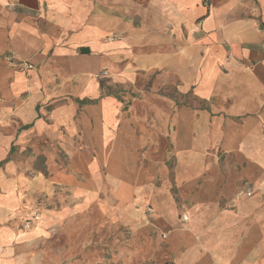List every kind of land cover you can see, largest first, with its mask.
Instances as JSON below:
<instances>
[{"label": "rangeland", "instance_id": "rangeland-1", "mask_svg": "<svg viewBox=\"0 0 264 264\" xmlns=\"http://www.w3.org/2000/svg\"><path fill=\"white\" fill-rule=\"evenodd\" d=\"M25 7L36 25L48 21L41 8ZM256 32L260 57L225 43L94 48L83 58L77 48L71 59L50 52L39 63L7 54L26 73L22 97L33 105L27 133L9 117L13 141L0 160L17 177L20 205L9 223L18 222L10 245L19 264L192 257L194 235L215 216L211 204L231 209L253 185L246 178L232 198L227 190L247 168L250 133L264 123V83L252 75L264 60L261 23Z\"/></svg>", "mask_w": 264, "mask_h": 264}, {"label": "crops", "instance_id": "crops-1", "mask_svg": "<svg viewBox=\"0 0 264 264\" xmlns=\"http://www.w3.org/2000/svg\"><path fill=\"white\" fill-rule=\"evenodd\" d=\"M11 2L19 5L10 8ZM27 5L41 8L51 24L45 20L36 25ZM259 23L264 28V0H0V160L13 141L5 134L9 117L13 114L25 124L19 129L23 134L33 125V105L22 97L26 73L11 66L7 54L39 63L50 52L71 59L77 48L83 58L94 48L127 51L137 45L164 44L200 50L225 43L242 57H260L262 50L254 45L263 38L256 32ZM85 36L90 47L85 46ZM258 64L252 75L264 83V60ZM30 72L37 74L36 68ZM10 98L19 99L15 111ZM250 134L243 153L247 168L238 178L231 175L227 190L232 198L237 184L248 178L252 195L234 198L227 210L211 204L215 216L194 235L193 255H181V264H264V123ZM13 173L0 170V264H19L10 245L19 238L13 225L18 222L9 223L20 205Z\"/></svg>", "mask_w": 264, "mask_h": 264}, {"label": "built area", "instance_id": "built-area-1", "mask_svg": "<svg viewBox=\"0 0 264 264\" xmlns=\"http://www.w3.org/2000/svg\"><path fill=\"white\" fill-rule=\"evenodd\" d=\"M29 66V65H28ZM252 190L250 189H243V190H240L239 193H238V196H241V195H247V196H251L252 195Z\"/></svg>", "mask_w": 264, "mask_h": 264}, {"label": "trees", "instance_id": "trees-1", "mask_svg": "<svg viewBox=\"0 0 264 264\" xmlns=\"http://www.w3.org/2000/svg\"><path fill=\"white\" fill-rule=\"evenodd\" d=\"M160 264H176L175 262H173V261H165V262H163V263H160Z\"/></svg>", "mask_w": 264, "mask_h": 264}, {"label": "water", "instance_id": "water-1", "mask_svg": "<svg viewBox=\"0 0 264 264\" xmlns=\"http://www.w3.org/2000/svg\"><path fill=\"white\" fill-rule=\"evenodd\" d=\"M84 51H88V49H87V48H85V49H84Z\"/></svg>", "mask_w": 264, "mask_h": 264}]
</instances>
